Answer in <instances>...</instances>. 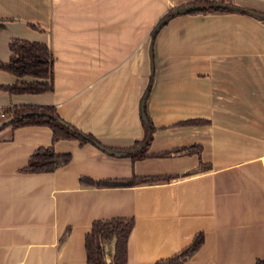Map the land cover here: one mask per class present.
<instances>
[{"label": "crops", "instance_id": "obj_1", "mask_svg": "<svg viewBox=\"0 0 264 264\" xmlns=\"http://www.w3.org/2000/svg\"><path fill=\"white\" fill-rule=\"evenodd\" d=\"M191 1L0 0V62L8 61L12 38L44 43L53 56L52 89L0 88V110L52 105L102 146L127 152L53 140L46 125L13 128L0 120V264H87L91 223L116 217L133 219L126 264L170 258L197 234L201 244L180 264L264 257V20L237 11L171 17L152 39L151 73V28ZM231 1L264 12V0ZM21 80L33 78L0 69V85ZM145 90L154 127L146 146ZM135 144L145 156H131ZM39 147L70 160L48 172L23 171ZM183 147L193 150L170 152ZM131 176L157 178L80 183Z\"/></svg>", "mask_w": 264, "mask_h": 264}, {"label": "trees", "instance_id": "obj_2", "mask_svg": "<svg viewBox=\"0 0 264 264\" xmlns=\"http://www.w3.org/2000/svg\"><path fill=\"white\" fill-rule=\"evenodd\" d=\"M223 4L233 5L231 0H194L185 5L170 8L157 19L156 23L151 28V33L159 21L165 19L162 23V25H164L171 17L179 15H172L174 10L181 6L188 5H194L196 8L183 13L196 14L216 11H237L247 12L264 20L263 11H254L246 8H231L223 6ZM8 49L10 51V57L7 62H0V69L16 77L29 76L32 77L33 80H21L10 85H0L1 89L11 93H39L52 89L53 56L44 43L12 38L8 43ZM4 112L6 117L1 119L2 124L11 125L13 128L24 125H46L52 130L53 140L77 139L80 143L91 142V140H93L102 146L92 135L84 133L86 136H82L76 127L62 120L57 114L55 107L52 105H12L4 109ZM145 115L146 120L142 119V123L147 132V139H145L144 143L146 146L152 137L154 127L146 113ZM187 122L200 123L205 121L193 120ZM65 123L70 126H66ZM102 147L106 149V147ZM142 148L143 149H141L139 153L130 151L133 154H131V156L134 158L145 156L144 146H142ZM192 150V148L183 147L176 148L170 152L174 154H186L191 153ZM170 152H163L158 155L163 156ZM69 160V153H57L52 147H39L31 153L22 170L27 172H48L66 164ZM200 168L201 166H198L195 170H199ZM156 178L157 176H131L121 179L93 180L89 177H81L80 183L81 185L98 187L131 186L142 182L153 181ZM132 227V218L116 217L94 220L84 237L86 263L103 264L109 260L113 264H126L127 240ZM201 242L202 236L201 234H197L187 248L170 258L159 260L154 264H180L191 256ZM255 264H264V257L256 259Z\"/></svg>", "mask_w": 264, "mask_h": 264}, {"label": "water", "instance_id": "obj_3", "mask_svg": "<svg viewBox=\"0 0 264 264\" xmlns=\"http://www.w3.org/2000/svg\"><path fill=\"white\" fill-rule=\"evenodd\" d=\"M223 6H226V7H235V8H241L239 6H235V5H230V4H223ZM196 6L194 5H188V6H181L179 8H177L176 10H174L172 12V15H175V14H180V13H183V12H187V11H190V10H193L195 9ZM165 20V19H164ZM164 20H161L159 21L155 28L153 29L152 33H151V40H150V44H149V56H150V67H151V73H152V70H153V63H152V39L153 37L155 36V34L157 33L158 29L160 28V26L162 25L163 21ZM147 92L148 90H145V92L143 93L142 95V98H141V101H140V114H141V118L146 120V115H145V111H144V102H145V97L147 95ZM66 126H70L69 124L65 123ZM82 136H86L83 132L81 131H78ZM92 143H94L96 146H99L100 148H103L102 146H100L98 143H96L95 141L91 140ZM106 152L108 153H111V154H115V155H121V154H125L127 152H118V151H114V150H111V149H105L103 148Z\"/></svg>", "mask_w": 264, "mask_h": 264}, {"label": "rangeland", "instance_id": "obj_4", "mask_svg": "<svg viewBox=\"0 0 264 264\" xmlns=\"http://www.w3.org/2000/svg\"><path fill=\"white\" fill-rule=\"evenodd\" d=\"M138 146H140L139 149L142 148V144H135V146H133L132 148H130L129 151H131V152H132V151L137 152V150H138Z\"/></svg>", "mask_w": 264, "mask_h": 264}, {"label": "built area", "instance_id": "obj_5", "mask_svg": "<svg viewBox=\"0 0 264 264\" xmlns=\"http://www.w3.org/2000/svg\"><path fill=\"white\" fill-rule=\"evenodd\" d=\"M5 117H6V115H5L4 110H0V120H1L2 118H5Z\"/></svg>", "mask_w": 264, "mask_h": 264}]
</instances>
